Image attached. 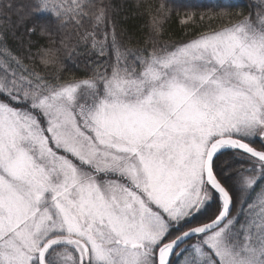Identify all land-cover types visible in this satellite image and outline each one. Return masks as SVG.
<instances>
[{"label": "snow or ice", "instance_id": "snow-or-ice-1", "mask_svg": "<svg viewBox=\"0 0 264 264\" xmlns=\"http://www.w3.org/2000/svg\"><path fill=\"white\" fill-rule=\"evenodd\" d=\"M43 13L96 59L65 77L48 24L35 53L0 32V264H264V0L175 42L161 2L135 46L103 0L16 23Z\"/></svg>", "mask_w": 264, "mask_h": 264}, {"label": "trees", "instance_id": "trees-1", "mask_svg": "<svg viewBox=\"0 0 264 264\" xmlns=\"http://www.w3.org/2000/svg\"><path fill=\"white\" fill-rule=\"evenodd\" d=\"M99 2L100 0H97V3ZM161 2H166L172 9L164 24V39L175 42L227 22L229 17L223 16L224 13H231L233 18H238L239 13L254 14L259 0H103V3L110 5V16L115 21L117 33L121 34V41H130V46H135L137 41L143 42L151 34L154 6ZM28 3L29 0H0V32L6 36L7 45L13 54L26 53L29 48L35 53L40 47L48 46L49 38L41 36L39 30L40 24H48L53 33L51 39L57 42L64 39L68 51L72 53L69 57L62 49L65 66L63 75L83 76L89 70L91 62L96 59L95 54L90 51V46L79 41L72 25L61 30L55 19L47 13L31 19L25 18V23L18 25L16 22L19 14L25 12ZM8 4L12 5L11 10L6 7ZM190 14L193 18L182 23ZM33 26L36 31L29 34L28 28ZM88 26L89 22L85 21V27ZM106 27L107 31H111V25H101V33Z\"/></svg>", "mask_w": 264, "mask_h": 264}]
</instances>
